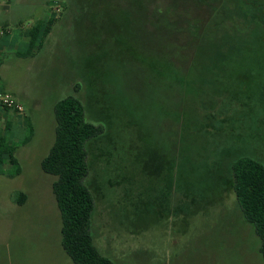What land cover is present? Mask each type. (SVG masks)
I'll use <instances>...</instances> for the list:
<instances>
[{
  "label": "rangeland",
  "instance_id": "1",
  "mask_svg": "<svg viewBox=\"0 0 264 264\" xmlns=\"http://www.w3.org/2000/svg\"><path fill=\"white\" fill-rule=\"evenodd\" d=\"M197 5L203 15L201 5L215 4ZM0 7V29L26 38L37 20L55 18L34 56L11 49L0 57V86L25 107L24 124L10 133L21 173L0 166V264H75L62 247L57 177L41 167L55 141L54 107L69 95L104 130L87 144L86 178L95 200L91 233L103 256L114 264H264L261 240L231 188L236 159L264 164L261 23L230 8L228 19L217 13L192 30L196 42L177 75L169 44L176 37L152 31L135 44L123 35L121 3L13 0ZM129 45L151 49L150 64H135ZM163 53L169 62L157 58ZM28 119L33 135L22 144ZM20 193L27 196L21 205Z\"/></svg>",
  "mask_w": 264,
  "mask_h": 264
},
{
  "label": "trees",
  "instance_id": "2",
  "mask_svg": "<svg viewBox=\"0 0 264 264\" xmlns=\"http://www.w3.org/2000/svg\"><path fill=\"white\" fill-rule=\"evenodd\" d=\"M107 1L123 4V8H120L123 16V35H133L132 42L135 44L138 36H150L152 31L157 35L176 37V40L169 44L175 51L178 65L175 64L173 70L177 75L182 71L180 65L183 62L185 50L188 45H195L197 36L193 35L192 30H198L202 24L216 19L217 13L223 11L225 19H228L227 11L230 8L247 20L256 21L264 26V0H199L215 4L214 6L208 5L207 8L201 5V8H204L203 15L202 12L197 14L199 5L195 6V4L198 0H167V2L164 0L165 3L156 4L154 11L149 5L151 1L157 0ZM180 11L182 12L179 13ZM153 15L154 18H152ZM54 23V17L37 20L27 32V50L17 53L18 56L24 58L34 56L42 48ZM164 41L166 43V38ZM198 42L202 43L200 39ZM129 47L134 53L132 55L135 64L141 63L145 66L147 63L150 64L149 59L154 55L151 49L135 50L132 45ZM215 55L221 63V56L214 52L212 56L215 57ZM157 58L162 63L169 62L166 53L157 54ZM1 63L0 60V66ZM152 71V75L162 74V70L157 69L155 73V68H153ZM54 113L55 141L42 161L41 167L44 172L57 177L53 184V191L62 216V247L75 264H114L110 258L99 252L93 242L91 217L95 208V200L86 185V178L89 175L87 144L101 136L104 130L101 126L87 120L83 102L74 95L59 100L54 107ZM27 124L30 132L22 144H27L33 135L30 119L27 120ZM10 136V127L5 133L0 134V166L8 162L9 166L15 168L13 175H18L21 173L19 160L16 157L18 147ZM231 188L245 220L254 226L261 240V252L264 256V164L249 156L236 159L232 164ZM26 200V194L20 193L16 201L21 205Z\"/></svg>",
  "mask_w": 264,
  "mask_h": 264
},
{
  "label": "crops",
  "instance_id": "3",
  "mask_svg": "<svg viewBox=\"0 0 264 264\" xmlns=\"http://www.w3.org/2000/svg\"><path fill=\"white\" fill-rule=\"evenodd\" d=\"M22 33L23 31L19 29H17L16 33L14 30L5 31V29H0V57L11 49H16V53L24 52L21 48L27 47V38ZM0 90L5 89L0 86ZM23 120H25L23 114L0 107V134L5 133L8 127H10V133H12L15 128L24 124Z\"/></svg>",
  "mask_w": 264,
  "mask_h": 264
},
{
  "label": "built area",
  "instance_id": "4",
  "mask_svg": "<svg viewBox=\"0 0 264 264\" xmlns=\"http://www.w3.org/2000/svg\"><path fill=\"white\" fill-rule=\"evenodd\" d=\"M10 4L11 0H0V4ZM60 12V9H56ZM0 107L7 108L19 114H23L25 112V107L17 101V99L5 90H0Z\"/></svg>",
  "mask_w": 264,
  "mask_h": 264
}]
</instances>
